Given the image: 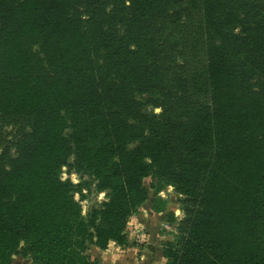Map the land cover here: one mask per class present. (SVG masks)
<instances>
[{
	"label": "trees",
	"instance_id": "1",
	"mask_svg": "<svg viewBox=\"0 0 264 264\" xmlns=\"http://www.w3.org/2000/svg\"><path fill=\"white\" fill-rule=\"evenodd\" d=\"M167 187L165 264H264V0H0V264H100Z\"/></svg>",
	"mask_w": 264,
	"mask_h": 264
},
{
	"label": "crops",
	"instance_id": "2",
	"mask_svg": "<svg viewBox=\"0 0 264 264\" xmlns=\"http://www.w3.org/2000/svg\"><path fill=\"white\" fill-rule=\"evenodd\" d=\"M169 190L172 188L167 187L159 193V196L167 201L163 212L152 210L150 198L130 218L126 228L128 237L126 246L118 247L112 244L105 251L90 246L91 257L100 264H165L163 244L172 239L174 232V226L166 220V214L173 212L178 219L182 216L176 197L173 198L175 205L172 204L174 201L171 198L165 197V191ZM11 264H29V261L14 255Z\"/></svg>",
	"mask_w": 264,
	"mask_h": 264
},
{
	"label": "rangeland",
	"instance_id": "3",
	"mask_svg": "<svg viewBox=\"0 0 264 264\" xmlns=\"http://www.w3.org/2000/svg\"><path fill=\"white\" fill-rule=\"evenodd\" d=\"M18 126H14V125H5L3 126L2 128V131H3V136L6 138V139H11V137H13L15 135V133H17V130H18ZM61 176H63V179L65 178H69L71 179L73 182H77L78 181V176L74 173H68L67 172V169L66 168H63V171H62V174ZM72 177H75V179H73ZM149 178H146L144 180V184L148 187V184H149ZM149 193H151V191L149 190ZM100 193H94V192H89V193H86V199L85 200H82L81 201V205H82V209L83 211L85 212L88 207L91 205V204H95V203H98L102 200H104V194L103 196H99ZM165 197H167V199L171 198L172 201H174V197H176V199H178L177 195L175 194L174 190H169V192H166L165 191ZM99 197V198H98ZM177 202V201H176ZM171 203V202H170ZM178 203V202H177ZM175 205V201L174 203H172Z\"/></svg>",
	"mask_w": 264,
	"mask_h": 264
},
{
	"label": "clouds",
	"instance_id": "4",
	"mask_svg": "<svg viewBox=\"0 0 264 264\" xmlns=\"http://www.w3.org/2000/svg\"><path fill=\"white\" fill-rule=\"evenodd\" d=\"M161 109L159 107L155 108L154 111L159 112ZM73 179H75V177H72ZM61 179H63V176H61ZM99 196H103V193H100ZM99 198V197H98ZM177 215H179V213H177Z\"/></svg>",
	"mask_w": 264,
	"mask_h": 264
}]
</instances>
